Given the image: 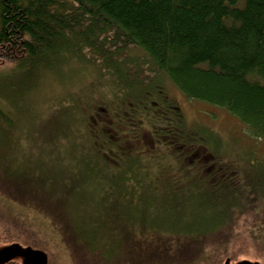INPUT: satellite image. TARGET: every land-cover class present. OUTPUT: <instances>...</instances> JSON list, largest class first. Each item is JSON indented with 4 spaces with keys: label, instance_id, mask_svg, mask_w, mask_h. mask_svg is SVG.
<instances>
[{
    "label": "trees",
    "instance_id": "16d2710c",
    "mask_svg": "<svg viewBox=\"0 0 264 264\" xmlns=\"http://www.w3.org/2000/svg\"><path fill=\"white\" fill-rule=\"evenodd\" d=\"M74 62L94 68L108 93L97 106L72 93L58 105L76 182L56 191L55 176L38 183L43 171L34 177L27 163L0 190L36 202L75 264H192L213 239L226 241L236 213L264 195L239 182L237 168L221 158L220 136L189 122L163 77L264 138V0H0V119L12 123L1 103L21 111L45 73L64 74ZM74 187L80 216L63 202ZM194 196L201 198L180 208L179 219L166 214ZM143 199L148 209L138 207ZM201 204L211 213L193 216ZM152 209L160 235L150 234L148 222L140 226ZM109 214L134 215L112 226L130 247L127 256L113 250L122 239L103 231Z\"/></svg>",
    "mask_w": 264,
    "mask_h": 264
},
{
    "label": "rangeland",
    "instance_id": "374dc122",
    "mask_svg": "<svg viewBox=\"0 0 264 264\" xmlns=\"http://www.w3.org/2000/svg\"><path fill=\"white\" fill-rule=\"evenodd\" d=\"M86 65L74 62L62 68L66 72L64 74L45 73L38 87L27 93L28 95L23 99L21 111L15 110L12 105H6V102L1 103L6 111L11 112L12 121L11 123L0 119L1 185L9 186L7 182L12 177V172L17 173V169L23 168V165L28 167L27 163L31 164L28 169H31L34 177L35 173L43 171V177L39 176L36 180L38 183L51 180L48 178L55 176L56 178L53 179L59 184H55L59 186L56 191L61 192L62 186L64 187L66 183L74 185L77 177L74 178L71 174L76 168L72 140L69 137L65 143L62 138L71 133H66L64 127L65 109L58 105L64 97L72 93L77 100L83 102V105L86 104L87 97H90L97 106L98 103L103 102L102 96L108 94L105 91L106 82L99 81L96 70ZM7 70L6 67L3 72ZM163 81L171 95L180 102L191 124L200 123L220 136L221 147L225 149L221 158L237 168L239 182L243 184L247 180L250 185L257 184L261 188L259 194L264 195V138L253 137L248 128L226 109L189 99L167 78L163 77ZM253 154L258 157L257 161ZM35 187L38 192L39 186ZM62 195L63 202L69 205L72 213L80 216L82 204L76 196V187L66 194L63 191ZM200 198L188 197L187 202H182L177 212L171 210L166 214L174 220L173 217L178 218L183 215L178 214L180 208L187 205L192 208L189 203H196ZM252 199L254 203L252 206L244 207L245 210H239L234 216L233 232L226 241L213 239L207 253L192 264H264V196ZM144 200L138 204L142 210L148 209L146 204H141ZM31 202L20 203L0 190V259L6 258L15 251L24 252L0 261V264H75L71 251L54 221L43 213L41 208L35 206L36 202ZM178 204L177 202V206ZM208 206L201 204V208L196 212L192 211L191 214L208 215L212 211L207 210ZM150 211L147 210L146 213L152 217L145 216L144 223L140 226L148 222L150 234L160 235L158 231L162 227L158 220L159 213L155 209ZM121 216L111 214L106 216L108 222L103 231L116 239L115 241L122 239V246L114 247L113 250L119 251L120 256L123 257L128 255L130 247L125 245L121 231L112 226L117 217L123 224L135 219L134 215L132 218L127 216L128 218L124 220L126 215ZM107 226L112 228L106 229ZM152 242L159 243L156 237ZM145 260L143 262H147Z\"/></svg>",
    "mask_w": 264,
    "mask_h": 264
},
{
    "label": "water",
    "instance_id": "95a60500",
    "mask_svg": "<svg viewBox=\"0 0 264 264\" xmlns=\"http://www.w3.org/2000/svg\"><path fill=\"white\" fill-rule=\"evenodd\" d=\"M18 253H24V252H23V251H15V252L12 253L11 255L7 256L6 258L0 259V261H4V260H6V259L10 258L11 256H14V255H16V254H18Z\"/></svg>",
    "mask_w": 264,
    "mask_h": 264
}]
</instances>
